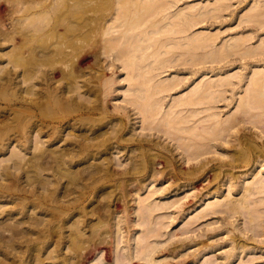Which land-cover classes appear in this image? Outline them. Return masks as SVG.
I'll return each instance as SVG.
<instances>
[{"label":"rangeland","instance_id":"rangeland-1","mask_svg":"<svg viewBox=\"0 0 264 264\" xmlns=\"http://www.w3.org/2000/svg\"><path fill=\"white\" fill-rule=\"evenodd\" d=\"M193 1L198 2L179 0L178 4L171 8L170 13ZM253 1L228 0L230 6L219 16L205 15L188 31L190 34L199 29L215 32L218 34V46L230 37L246 35L247 41L244 48L238 49V46L231 45L230 49L233 51H227L226 55H220L215 61L209 60L207 64L192 65L181 62L199 55L192 52L186 53L174 65L156 70L159 77L170 76L176 72L184 77L175 89L177 92L167 96L166 101L188 90L204 77L205 74H201V71L196 75L192 74L195 68L205 66L202 71L211 67L222 71L228 69V73L238 72L244 79L239 85L234 86L233 90L228 89L224 92V97L217 102L216 109L223 117L230 113L239 114L236 112V106L248 85L253 67H264V47H256L264 37V17L256 21L249 19L246 14ZM23 2L25 0H0V264H76L78 251L72 242V236L79 230L76 228L81 227V230L87 231L89 227L86 226L85 215L74 214L73 205L77 203V196L89 188L87 185L91 180L87 178L88 168L90 170L95 168L90 166L84 167L85 169L78 168L76 165L78 160L97 151L99 147H104L105 143L108 145L111 143L113 147L101 157L104 160L101 158L103 161L96 160L101 164L98 166L103 167L101 175L103 176L105 167H109L113 172L129 170L144 154L142 151L145 148L140 145L143 138L150 139L149 143L153 149L149 152L163 153L172 158L171 165L167 167L163 176L155 180L153 187L148 185L138 191L132 190L130 198H134L129 200L132 207H138L140 200L148 196L149 200L174 203L156 211L155 218L162 224L160 229L162 234L157 237L160 238L159 244L153 243V237L149 240L154 244L150 254L155 260L159 264H185L191 255L207 252L205 256L209 259V264H264V190L255 191L250 198L251 207L257 209L254 224L249 219V213L244 211L218 212L200 217L195 215L205 206L206 202L202 204L200 200L208 191L217 190L224 196L229 189L231 199H239L242 196L243 191L240 189L242 175L248 166H245L244 161L236 154L238 149H247L253 155L261 154V160L256 166L253 164L251 167V169L256 167V170L254 173L251 169L248 171L244 185H247L246 181L253 179L256 173L264 174V128H261L258 122L252 121L241 122L230 128L224 133L227 141L218 142L220 148L215 150L216 147H213V151L206 152L201 156V160L196 161L197 174L194 175L191 172L194 163L185 161L176 139L155 128L141 129L142 124L136 117L138 114L134 105L128 102L124 92L129 85L125 79V70L117 65L107 67L108 59L104 55L99 59L92 55V50L96 48V45L92 47L95 39H89L87 36L85 41L86 36L85 39L82 38L86 35L84 32L78 39L68 34L69 32L64 39L62 37L63 41H59L61 43H67V40L74 38V41L70 42L76 47L78 56V58L74 56L76 62L78 61L76 64L72 62L75 60L74 57H63L62 60L57 51L51 52L57 49L53 43L58 37L54 31L47 35V27L43 30V38L35 34L33 43L27 42L23 47V31L25 32L31 23L36 24L44 20V15L41 14L40 20L39 16L34 14L35 10L40 8L39 4L30 7V3L26 2L27 4L23 6ZM79 2L80 5L77 4L74 7L76 10L70 14L74 21L77 18L79 20L85 12L100 17L109 12L105 6L102 7V4L107 5L108 2L101 3V0ZM95 2L101 6L90 11L87 6H92ZM77 8L82 12H77ZM75 12L78 14H74ZM8 36L13 38H7ZM97 36L96 40L100 39L102 34L99 33ZM75 41L79 43V47ZM28 45L33 46L36 52H29ZM36 46L41 48L37 49ZM252 46L255 47L246 52V49ZM42 47L47 51H41ZM87 50H91V53ZM160 50L162 53L165 52L164 49ZM181 51L180 48L174 47V56ZM6 52L12 55V59L16 55L14 58L16 60L10 61V54ZM52 53L54 56L51 57ZM84 53L87 54L85 57L90 59L82 62L80 59H83ZM47 54L50 55L46 56ZM202 56L204 59L211 58L208 55ZM59 57L61 58L58 59ZM72 66H76L74 74L68 71ZM101 72H105V75ZM237 80L238 78H234L235 82ZM111 84L113 87L110 89ZM102 142L104 144H101ZM84 145H87V148ZM157 159L156 165L161 168L164 160L159 157ZM173 162L176 167L173 166ZM222 162L227 164L218 169ZM76 169H80L81 173L79 171L75 173ZM131 172L133 175L127 172L123 177L114 174L113 179L100 180L105 187L104 191L109 193L107 198L115 199L119 209L124 205L123 199L119 196L127 186V180L129 182L131 176L144 177L146 170L137 167L131 169ZM181 182L185 184L177 189ZM153 189L157 191L152 192ZM96 191L92 188L90 194L93 196ZM88 199H84L82 203H89ZM74 200L76 203H73ZM198 202L200 206H197ZM98 203L99 201L95 204ZM61 211L63 215L60 217ZM132 211L131 217L138 214V210L134 212L133 208ZM118 213L122 215L124 212L121 210ZM193 215L195 216L192 217ZM76 221L78 226L75 225ZM140 221L141 218L139 221L131 222L133 230L129 234L133 233L135 228L143 227L138 224ZM125 235H128L126 230L121 237ZM83 239L85 243L82 245L88 246V241L85 237ZM130 243L134 246L137 240L132 236ZM236 244L251 247L252 252L246 253L242 248H238L239 256H232L233 261L227 262V254L233 251ZM129 245L128 242L122 241L121 253H128ZM202 245L208 246L202 249ZM101 248L102 244L97 249L87 247L79 263L108 264L102 263L107 260V256L105 251H99ZM206 260L205 257L199 260L197 256L189 264H202ZM138 263L144 264V259L137 261Z\"/></svg>","mask_w":264,"mask_h":264},{"label":"bare ground","instance_id":"bare-ground-1","mask_svg":"<svg viewBox=\"0 0 264 264\" xmlns=\"http://www.w3.org/2000/svg\"><path fill=\"white\" fill-rule=\"evenodd\" d=\"M79 1L80 0H63L62 2L61 0H25L23 6L27 4L26 2L31 4L29 5L30 7H35L39 4L40 8L36 9L34 14L36 13L40 20L41 14L44 15V20H41L36 24H34L35 22L33 24L31 23L29 27H27L28 29H25V32L23 31V47L27 42L28 44L30 42L33 43V39L36 38V36H34L35 34H39L41 35V38H43V30L46 29V27L48 29L46 30L47 35H49L51 31H54L55 36L58 37V40L56 39L57 43L56 40L54 41L55 43H53L56 44L54 46L55 48L57 46V49L54 50V48L51 47L52 45H50V48L54 50L50 51H57V54L62 57H59L58 59L61 58L62 60L63 57L72 58L76 56V47L70 42H73L74 38L72 40H67L68 45L66 42V44L59 42L62 40V37L63 39L66 37V33L69 32L68 34H71L72 37L74 36L78 39L83 36L84 32L86 35L82 38L86 36L85 41H87V36H89V39H95L97 43L95 42V44L93 42L94 44H92L93 48L96 45L95 50H92V55H94L96 59H99L104 55L108 59L107 67L117 65L125 70V79L128 80L129 85L124 89V92L125 95H127L126 99L128 102L134 105L135 112L138 114L136 117L139 118L138 121L142 124L140 125L142 126L141 129L144 128L151 130L152 128H155L156 130L163 132V134L176 139L178 147L182 149V151H180L182 157L185 161H191L194 163L191 171L194 175L197 174L196 161L201 160V156L206 152L213 151V147H216L214 148L215 150L220 148L218 142H221V140L227 141L224 133L230 128L241 122L250 121L258 122L259 126L264 128L263 66L253 67V73L248 80V85L244 93L240 95L239 102L236 106V112L239 114L233 115L230 113L224 117L221 116L216 109L217 102L224 97L225 91L228 89L233 90L235 88L234 86L239 85V83L243 81V76L238 72L228 73V69L223 71L221 69L214 70V67L202 71V68L205 66H199L195 68L192 74L196 75L201 71V74H205L204 77L194 83L188 90L174 95L172 100L168 101L165 99L167 96L177 92L175 89L180 82L183 81L184 77H181L178 72L166 77L157 76L159 72L156 70L160 68L166 69L167 66L174 65V63L183 58L186 53L195 52L199 55L194 56L190 60H184L181 62L191 63L192 65H201L209 60H217L220 55H226L227 51H233L230 49L231 45L238 46V49L245 47L247 41V38H245L246 35L230 37L229 39L224 40L222 45L218 46V34L215 32H211L207 29H199L192 34L188 32L193 26L198 24L201 18L205 15L219 16L223 10L230 6L228 0H197L198 2H189L186 5L177 8L173 13H170V10L174 5L178 4L177 2L179 0H101V3L108 2L107 5L102 4V7L105 6L106 9H108V13H105L100 17L98 15L91 16L85 12L79 20L77 18L78 21H74L70 14L76 10L74 7L80 3ZM262 1L263 3H261ZM97 3L95 2V4H91L92 6H87V8L90 11L93 9L97 10L99 6ZM81 5H83V3ZM78 9L79 8H77V12L80 11V9ZM84 11L85 10H83V12ZM81 12L82 11H80V13ZM246 14L249 19L260 21L264 17V0H254ZM29 20L30 19H28V21ZM40 22H43V24L41 23V25ZM99 33L102 34V37L96 40ZM7 38H13V36H8ZM42 41L43 40H41V42ZM76 42L77 41H75V44H78L77 46L79 47V43ZM259 43L260 44L256 45V47H264V37L261 38ZM174 47H178L182 50L176 56H174L175 52H173ZM254 47L255 46L247 48L246 52L251 51ZM160 49H164L165 52L162 53ZM200 49L202 52H199ZM28 51L35 53L36 49L33 50V46L28 45ZM41 51L46 52L47 50L42 47ZM88 51L91 53V50H87V52ZM19 52L21 53L22 50ZM47 53H49V51ZM9 54L10 53H8V55ZM84 54L83 59L81 58L80 61L89 58L85 57L87 55L86 53ZM49 55L50 54H47L46 56ZM52 55L53 53L50 56L52 57ZM202 55H208L211 56V58L204 59ZM15 56L16 55H14L12 59V55L10 54L9 60H16L14 59ZM76 57L78 58V56ZM151 57H153L152 60ZM54 58L56 59V57ZM62 60L60 62H62ZM68 60L72 61L73 59ZM89 61L90 60H88V62ZM72 62H75L76 64L78 61L76 62L75 59ZM68 71L70 74H74L76 66H72ZM114 72L115 71H113V73ZM101 74L105 75V72H101ZM81 75L83 76V74ZM234 78H238L237 82L234 81ZM112 87L113 85L111 84L110 89ZM201 113L204 114L201 115ZM115 123L116 122H113V124ZM113 126L115 127V125ZM149 140L148 138H143L142 143L140 144L145 148L143 149L144 151H142L144 153L142 158L135 164L133 163L135 162L133 161L134 159H132L133 162L130 160V162L133 163L131 169L140 167L145 169L146 173L144 177L137 178L136 176H131L129 182L127 180V186L125 188L123 187L124 191L122 192V195L120 194L121 196H119L124 201V205L121 209H119L118 203L115 202V199L107 198L109 193L104 191L105 187L100 180L104 179V181H106L113 179L114 174H119L120 177H123L127 172H130V175H133L131 169H124L121 172H113L109 167H105L102 176L101 171L103 170V167L98 166L100 160L103 159L101 158L103 157V154L108 153V150H110L113 145H111V143H109V145L105 143L104 147H99L97 151L89 153L78 160L76 164L78 168L88 166L95 168H92L91 170L90 168H88L89 170L86 169L88 170L87 178L91 180L87 185L89 188L87 187L88 189L85 192H82L80 195L78 194L79 196L76 198L77 203L76 200L73 201V203H76L73 205L75 207L74 214L78 216L85 215L87 221L86 226L89 227L87 231L81 230V227L76 228V230H79L75 231L77 233L72 236V242H74L78 251L76 264H80L79 262L84 256L83 253L87 247L97 249L101 244L102 248L99 251H105L107 256V260L102 261V263L137 264V261H143L144 259V264H159V262L150 254V252L153 251V243L155 242V244H159L160 238L157 237L162 234L160 232L162 224H160V221L155 218L156 211L162 207H169L174 203H161L149 200L150 196H148L140 200L138 207H132V205L129 204V200L134 198H130L132 190L138 191L143 186L147 187L148 185L153 187L156 182L155 180L157 178L159 179V176H163L167 167L172 163V158L166 154L149 152V150L153 149ZM101 144H104V142ZM114 146L119 147L120 145ZM84 147L87 148V145H84ZM236 154L241 157L245 166H248V168L244 170L245 174L242 175V184L240 187L243 191L242 196L239 199H231L229 189L228 193L224 196L223 193H219L217 190L208 191L202 195L204 197H200L201 203H206L200 211H196L197 213L195 215L198 217L207 214H216L218 212L231 213L235 211H244L249 213L251 223H255V212H257V209L251 207L250 198L255 191L260 192L264 190V174L258 172L254 175L253 179L246 181L247 185H244V183L252 165L255 164L256 166L261 160V154L257 153L253 155L244 148L238 149ZM105 157L106 155L104 158ZM158 157L161 160H164L161 168H158L156 165ZM96 160L99 162H96ZM111 161L113 163V159ZM226 164L227 162H222L218 169ZM173 166L176 167L175 162H173ZM79 170L80 169H76L74 172L76 173ZM254 170H256V167L252 168L251 172L254 173ZM74 172L73 174H75ZM79 172L81 173V171ZM79 172L78 174H80ZM73 178L75 179L76 177ZM147 179H149L148 182ZM129 183H131V185H129ZM184 184L185 182L179 183L177 189ZM92 188L97 190L96 194L93 196L92 193L90 194ZM156 191V189L152 190V192ZM87 198H89L87 201L89 203H82L83 200H87ZM97 201H99V203L95 204ZM197 206H200L199 202ZM85 207H90V209L88 208L89 211ZM133 208L134 212L138 210V214L132 215L131 217ZM197 208L195 207V209ZM121 210L124 213L119 215L118 212ZM62 215L63 211L60 212V217ZM140 218L141 221L138 222V224H141L143 227L135 228L134 232L130 233L132 235H130L129 232L133 230L131 222L139 221ZM19 222L22 223V221ZM75 223V225L78 226L77 221ZM134 227H136L135 223ZM123 228L128 232V235L121 237V234L125 231ZM132 236L137 240V244L134 246L130 243ZM83 237L88 241V246L82 245L85 241ZM151 237H155L154 239L152 238L153 243L149 241ZM122 241H126L130 244L128 246V253H121L120 243ZM115 246L117 249H115ZM207 246L208 245H202V249ZM238 248H242V251H245L246 253L252 252L251 247L236 244L233 251L227 254V262L233 261V258H231L232 256H239L240 252L237 251ZM206 253L207 252H202L200 255H191V258L187 259L185 264L191 263L197 256L199 257V260L203 257H205L206 260ZM209 263V259H207L206 262L202 264Z\"/></svg>","mask_w":264,"mask_h":264}]
</instances>
